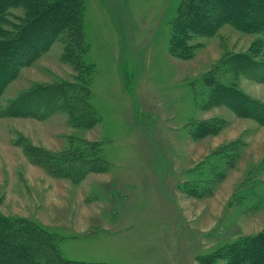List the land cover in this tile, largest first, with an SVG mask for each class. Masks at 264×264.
<instances>
[{
    "label": "rangeland",
    "instance_id": "1",
    "mask_svg": "<svg viewBox=\"0 0 264 264\" xmlns=\"http://www.w3.org/2000/svg\"><path fill=\"white\" fill-rule=\"evenodd\" d=\"M182 1L83 0L87 60L95 65L90 101L100 117L92 129L74 128L66 113L0 118V211L55 225L51 232L70 260L204 264L200 258L218 254L213 264H226L231 244L264 231V126L225 106L206 109L208 77L264 102V84L235 75L227 64V56L251 52L258 39L263 45L255 52L264 61V37L225 24L217 35L191 42L201 45L194 58L173 57ZM63 50L59 41L22 68L0 108L34 85L74 82ZM199 123L221 132L194 140ZM20 137L50 152L87 151L102 164L76 167L106 171L89 172L79 184L54 178L14 143ZM227 140H237L239 152L225 160L229 149L219 145ZM252 158L262 160L246 167ZM193 186L212 193L202 201L186 197L184 212L178 193ZM215 222L211 232L199 230Z\"/></svg>",
    "mask_w": 264,
    "mask_h": 264
},
{
    "label": "trees",
    "instance_id": "2",
    "mask_svg": "<svg viewBox=\"0 0 264 264\" xmlns=\"http://www.w3.org/2000/svg\"><path fill=\"white\" fill-rule=\"evenodd\" d=\"M15 9H22L23 15H15L12 12ZM83 13V0H0V105L4 92L20 70L33 65L59 41H64L63 63L71 65L77 73L74 82L34 85L20 93L6 108H0V118L46 120L66 113L71 125L83 130L92 129L100 122L90 101L95 65L87 60L89 47L85 41ZM225 24L240 32L264 37V0H183L173 22L171 55L181 60L194 58L201 45L191 42L217 35ZM262 45V39H258L251 52L227 56V64L235 75L264 84V61L258 60L255 52ZM206 85L212 88L206 109L225 106L239 117L264 126V102L250 98L235 86L213 83L209 77ZM220 132V128L199 123L191 136L196 140ZM14 143L22 147L33 165L73 184L81 183L89 172L106 171L102 168L80 171L76 167L102 164V158L89 157L87 151L69 148L50 152L30 145L23 137ZM238 145L235 141L224 146L230 150L223 154L225 160L227 155L235 156L239 152ZM183 190L199 199L212 193L196 186ZM56 238L55 233L33 221L7 217L0 212V264H102L64 257ZM229 248L230 259L226 264H264V231L245 237ZM217 255L200 259L204 264H213Z\"/></svg>",
    "mask_w": 264,
    "mask_h": 264
},
{
    "label": "crops",
    "instance_id": "3",
    "mask_svg": "<svg viewBox=\"0 0 264 264\" xmlns=\"http://www.w3.org/2000/svg\"><path fill=\"white\" fill-rule=\"evenodd\" d=\"M235 141H237V140H234V141H232L231 142V140H227V141H223V142H221L220 143V145L219 146H225V145H227V144H230V143H233V142H235ZM246 159V158H245ZM261 160H262V158H259V160H254L253 158L250 160V161H248V164L246 165V167L248 166V168H250V167H253V166H255V164H258L259 162H261ZM244 161V160H243ZM240 166V165H239ZM238 166V167H239ZM238 185V184H237ZM236 185V186H237ZM4 186H0V190H2V188H3ZM35 188H37L36 186H34V189ZM178 195H179V201H180V204H181V208L183 209V211L185 212L186 211V209L185 208H187V202H186V197H189L190 199H193L194 201L196 200V201H202L204 198H202V199H199V198H194V197H190L189 195H187L186 193H178ZM207 207H208V205H207ZM208 209H209V214H210V216L211 217H217L218 216V212H217V210H216V208H214L215 210H213L211 207H210V205H209V207H208ZM1 212V211H0ZM3 215H5V216H7V217H18V218H25V219H28V220H30V221H33V222H35V223H37V224H39L40 226H42L43 228H46L47 230H49L50 232L51 231H53V229H51L53 226H55V225H52V224H47V223H45V222H43L41 219H39V218H32V217H30V216H27V215H22V214H14V215H8V214H4L3 212H1ZM186 216H187V214H186ZM217 225V223L215 222L214 223V225L213 224H210V226L209 227H207V228H204V229H200L199 228V230L200 231H202V232H204V233H208V232H211L214 228H215V226ZM199 227V226H198Z\"/></svg>",
    "mask_w": 264,
    "mask_h": 264
}]
</instances>
